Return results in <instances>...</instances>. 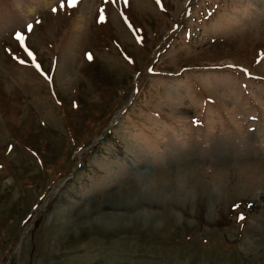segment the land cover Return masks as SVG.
I'll use <instances>...</instances> for the list:
<instances>
[{
	"label": "rangeland",
	"instance_id": "rangeland-1",
	"mask_svg": "<svg viewBox=\"0 0 264 264\" xmlns=\"http://www.w3.org/2000/svg\"><path fill=\"white\" fill-rule=\"evenodd\" d=\"M0 264H264V0H0Z\"/></svg>",
	"mask_w": 264,
	"mask_h": 264
},
{
	"label": "snow or ice",
	"instance_id": "snow-or-ice-1",
	"mask_svg": "<svg viewBox=\"0 0 264 264\" xmlns=\"http://www.w3.org/2000/svg\"><path fill=\"white\" fill-rule=\"evenodd\" d=\"M125 2L127 3V0H125ZM29 30H31V26H29ZM18 39H22L21 36L18 35ZM92 57L89 56V59H91ZM21 63H23V61H21ZM240 219H243V217H240Z\"/></svg>",
	"mask_w": 264,
	"mask_h": 264
},
{
	"label": "bare ground",
	"instance_id": "bare-ground-1",
	"mask_svg": "<svg viewBox=\"0 0 264 264\" xmlns=\"http://www.w3.org/2000/svg\"><path fill=\"white\" fill-rule=\"evenodd\" d=\"M111 217H113V216H111Z\"/></svg>",
	"mask_w": 264,
	"mask_h": 264
}]
</instances>
